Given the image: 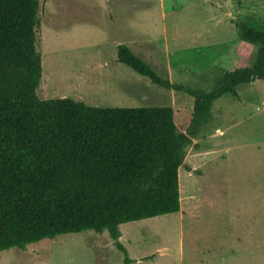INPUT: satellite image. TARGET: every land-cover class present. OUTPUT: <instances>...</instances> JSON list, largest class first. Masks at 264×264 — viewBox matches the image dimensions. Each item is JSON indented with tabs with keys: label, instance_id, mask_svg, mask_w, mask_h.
Here are the masks:
<instances>
[{
	"label": "rangeland",
	"instance_id": "obj_1",
	"mask_svg": "<svg viewBox=\"0 0 264 264\" xmlns=\"http://www.w3.org/2000/svg\"><path fill=\"white\" fill-rule=\"evenodd\" d=\"M40 99L102 108L170 106L185 131L194 100L117 60L129 48L165 80L211 89L257 46L244 24L264 26V0H39ZM181 210L121 225L130 264H264V79L216 100L186 148ZM107 231L86 230L0 251V264H124Z\"/></svg>",
	"mask_w": 264,
	"mask_h": 264
},
{
	"label": "trees",
	"instance_id": "obj_2",
	"mask_svg": "<svg viewBox=\"0 0 264 264\" xmlns=\"http://www.w3.org/2000/svg\"><path fill=\"white\" fill-rule=\"evenodd\" d=\"M39 0H0V251L92 230L121 243V225L181 210L186 148L216 100L264 79V26L244 24L254 62L226 70L209 89L163 79L126 44L117 60L194 100L185 131L170 106L102 108L73 98L40 99Z\"/></svg>",
	"mask_w": 264,
	"mask_h": 264
}]
</instances>
